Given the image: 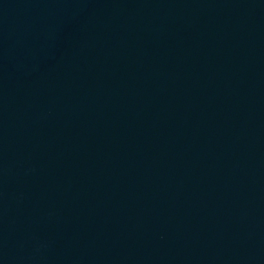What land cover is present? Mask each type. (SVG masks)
<instances>
[{
  "label": "water",
  "instance_id": "95a60500",
  "mask_svg": "<svg viewBox=\"0 0 264 264\" xmlns=\"http://www.w3.org/2000/svg\"><path fill=\"white\" fill-rule=\"evenodd\" d=\"M0 264H264V0H0Z\"/></svg>",
  "mask_w": 264,
  "mask_h": 264
}]
</instances>
